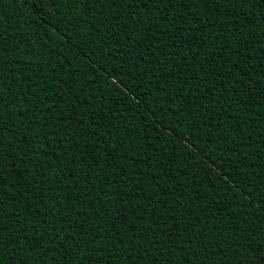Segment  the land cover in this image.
I'll use <instances>...</instances> for the list:
<instances>
[{
    "label": "trees",
    "instance_id": "trees-1",
    "mask_svg": "<svg viewBox=\"0 0 264 264\" xmlns=\"http://www.w3.org/2000/svg\"><path fill=\"white\" fill-rule=\"evenodd\" d=\"M129 3L69 0L56 5L46 26L24 0H0V49H6L0 74L16 111L13 120H3L4 208L18 213L17 227L27 229L48 213L53 227L63 229L55 241L44 237V246L55 248L48 264H62L63 249L86 225L102 232L89 245L93 264H128L125 248L156 264H236L230 251L236 249V259L246 257L248 264L251 248L264 250V53L257 42H264V3L221 0L218 11L183 0L167 9ZM194 12L203 15L188 34L180 26L184 14ZM245 42L249 53L238 55ZM21 53L22 62L12 63ZM122 61H128L126 75L135 69L131 83L140 89L139 102L114 90ZM198 68L205 85L199 89L189 79ZM178 89L195 102L187 115L183 105L176 107L179 100L169 103ZM37 99L51 112L34 107ZM46 133L54 135L34 141ZM12 169L19 171L9 174ZM133 224L141 231H127ZM173 227L183 230L182 239ZM38 256L19 246L0 254L2 264H38Z\"/></svg>",
    "mask_w": 264,
    "mask_h": 264
},
{
    "label": "snow or ice",
    "instance_id": "snow-or-ice-1",
    "mask_svg": "<svg viewBox=\"0 0 264 264\" xmlns=\"http://www.w3.org/2000/svg\"><path fill=\"white\" fill-rule=\"evenodd\" d=\"M25 3H28L30 7H35V18H37L40 22H42L44 25H48V22L52 19H55V16L57 14V7L56 5L63 4L69 2V0H24ZM72 3L79 6V4L82 2V0H71ZM83 2L87 3V0H83ZM94 2L99 3L100 0H94ZM112 3H115L116 0H111ZM184 3L190 4L191 7H202V6H209L211 10L218 11L219 7L222 6L221 0H183ZM228 2H233V0H228ZM250 0H243V3H248ZM260 3H264V0H259ZM47 4L46 7H38L40 4ZM151 3L156 5L157 7L163 6L164 9L168 8V4L173 3V0H168V3H165V0H130V3L128 4L129 7H138L140 5H143L147 7V5ZM239 11V9H238ZM200 15H203V13H197L194 12L192 16H188L187 14H184V25L180 26L183 27V30L191 34L192 30L194 28H199V25L197 24L198 17ZM246 15V14H245ZM166 18V14H165ZM242 19V17H237V23ZM65 23H70L69 21H65ZM111 23V21H109ZM133 24H137V19L134 17L132 20ZM169 23H172L171 20H169ZM240 27H243V24H240ZM150 31V30H149ZM249 33L252 34V29L249 27ZM134 35V33H133ZM43 38V37H41ZM259 44H261V47L259 49L260 52L264 53V42L257 41ZM133 45H135L137 42L132 41ZM141 46L143 47V43L141 42ZM153 47H155V43L153 44ZM179 48V45H177ZM169 48H171V45H169ZM239 49H242L243 51H240ZM239 49L236 50L238 55H245L249 53L250 51V45L248 43H241L239 46ZM115 50V49H114ZM6 51V49H0V53ZM30 52H34L35 48H31L29 50ZM26 53H21L17 58H15L12 63L14 64H20L23 60V56ZM191 53H189L190 55ZM95 55V53H93ZM128 56L131 57L132 63L135 64V61L137 57H132V49L131 47L128 50ZM139 58L141 60L144 59L143 52L139 53ZM261 60H264V56L260 57ZM94 63V61H93ZM128 63V61H122L120 62L121 71L119 73H115V80L113 81L115 88L114 90L119 94L120 89H124L127 94L132 95L138 102L142 99L140 95V89L136 86H134L131 81L136 79V76L133 75V72L135 71L134 68L130 67L128 70L127 75L123 71V64ZM97 67L101 68L103 70L102 66L97 65ZM261 68L264 69V64L261 65ZM204 69H197L196 71L192 72L191 76L189 77L190 80L196 81L197 88L205 87V85L201 82L202 78L200 76V72ZM112 73H106V75H111ZM146 75V73H145ZM215 75H213V79H215ZM128 80V83H125V80ZM12 89L10 87L5 88V80L0 74V170L4 168V166L7 164V160L3 157V150L4 145L2 143V135L4 130L3 120L7 118L8 120H13L14 117H16V111L13 108V105L11 101L8 100L7 95H5V92H11ZM169 96H171V99L169 101L170 104H176V101L179 100L180 104H176V107H180V105H183L184 107L181 108L182 112H185L187 115L192 108H194L195 102L190 100L188 96L185 94L183 89L176 90L175 94L169 93ZM121 96L118 95L117 99H120ZM46 105L48 108V111L51 112V106H48V103L43 99H37L36 105L34 107H38L39 105ZM202 106V105H201ZM9 109L7 113H5V109ZM41 115L40 119L45 120V123L42 125V127H47V118L42 115L43 109L40 110ZM22 116V114H21ZM79 121H77L78 123ZM29 123H34V120L30 119ZM158 123V121L154 122ZM179 124V121H177ZM14 126V125H13ZM168 131H172L169 129ZM49 135H54L53 133H46L44 136L40 137H34V141L36 140H47ZM67 138V137H66ZM183 142L185 144L188 143V137H183ZM212 141H209L211 143ZM68 143L71 144V139L68 138ZM192 147H196L195 145H192ZM244 145L241 144V148H243ZM70 150V149H69ZM232 151H236L235 148L232 149ZM205 159H207V156H204ZM25 163H27L25 161ZM212 167H215L214 163L211 164ZM16 171H19L17 169H12V171L9 174H15ZM164 175H167L166 172H164ZM37 183H39L37 181ZM7 185V176L0 174V254L4 253V249L8 248L10 252H15L16 247L19 246L21 250H27L29 256H31L32 253L39 252V256L37 257L38 264H48V260H51L52 257L48 255V253L55 251V248L49 245V247H45L43 240L44 237L51 236L52 240L55 241L57 237H59L60 232L63 230L57 229L53 227V223L49 221L46 217L48 216V213H44L45 218H37L34 219L31 224L27 225V229H25L23 226L17 227V223H19L18 220L15 219V217L18 215L15 211L8 212L4 208V204L6 202V196L7 193L5 191V186ZM21 187H24V185H21ZM42 195V194H41ZM18 203L22 202L17 201ZM167 202L166 200L164 201ZM40 203H43V200L40 201ZM110 203V202H109ZM57 205H53V208H56ZM231 211H235L234 209ZM34 215H36L34 213ZM52 216L55 217V212L52 213ZM182 218V217H181ZM9 220V225H4L3 221ZM123 221H121L122 223ZM71 221H66V224L68 226H71ZM264 223V221H262ZM40 225H43V229H40ZM10 229H14V231H11ZM29 231L32 232V237H29L28 233ZM127 231L130 232H140L141 228L139 226H135L134 224L131 226H127ZM170 232H175L181 236V239L183 238L182 232L183 230L179 227H173L169 229ZM243 229L240 230V234H238V239L243 240ZM55 233V236L52 235V233ZM80 236L79 240H76V242L71 245L69 248L63 249V260L62 264H93V262L89 259L91 256V251H89V245H95L96 241L102 237V232L95 226L92 225H86L82 232L78 233ZM252 241L248 242L246 245H244L245 250L247 251L249 248H251ZM80 249L79 253H75V260H73L74 256V250ZM94 250V249H93ZM234 253L232 256V259L236 262V264H244V261L246 257H241L239 260L236 259L237 256H239V251L236 249H230ZM251 251L254 254V258L248 260V264H264V250L257 253V250L255 248H251ZM47 257V259H45ZM123 257L124 260L128 262V264H137V261L140 262V264H156V261L152 260L147 255L141 257L137 254L135 249L131 248H125L123 251ZM135 257V259H134ZM0 264H2V258H0ZM13 264H26L25 261H19V262H13ZM98 264V262H97Z\"/></svg>",
    "mask_w": 264,
    "mask_h": 264
}]
</instances>
